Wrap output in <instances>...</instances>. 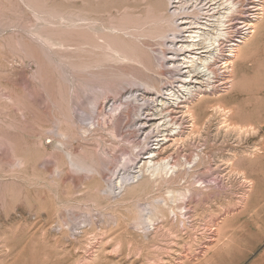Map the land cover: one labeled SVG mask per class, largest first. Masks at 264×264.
Returning <instances> with one entry per match:
<instances>
[{
  "label": "rangeland",
  "instance_id": "rangeland-1",
  "mask_svg": "<svg viewBox=\"0 0 264 264\" xmlns=\"http://www.w3.org/2000/svg\"><path fill=\"white\" fill-rule=\"evenodd\" d=\"M235 1L232 42L221 44L224 54L239 44L231 71L223 73L221 58L205 100L169 107L181 135L159 142L160 159L183 163L181 174L175 181L173 171L152 182L140 177L124 191L117 182L133 183L141 159L163 139L142 136L139 123L156 98L170 101V88L184 78L181 60L189 53L180 45L189 22L208 19L222 1L0 0V264H264V0ZM81 8L122 37L134 60L90 53L72 28ZM162 18L185 24L172 32ZM84 30L96 39L101 33ZM39 33L61 34L65 47ZM29 50L43 60L49 84ZM92 58L101 60L71 69ZM144 84L160 87L161 95ZM51 90L71 109L69 137L60 135L62 114ZM125 108L114 138L111 118ZM71 146L102 154V177L75 169ZM58 162L67 170L64 181L47 170ZM170 190L186 196L173 202Z\"/></svg>",
  "mask_w": 264,
  "mask_h": 264
},
{
  "label": "bare ground",
  "instance_id": "bare-ground-1",
  "mask_svg": "<svg viewBox=\"0 0 264 264\" xmlns=\"http://www.w3.org/2000/svg\"><path fill=\"white\" fill-rule=\"evenodd\" d=\"M220 1H222V3L217 8L213 9V11L215 13H213V15L209 14L208 19H206V17H204L203 19L198 18L197 20H193V21L189 22V24H188L189 30H187L189 35H187L185 37V39H187V40H185L186 44L181 43V45H180L181 51H185V52L189 53L188 55H185L181 60V62H182L181 68L182 69H180V70H182V71L184 70L183 71V73H184L183 77L184 78L183 79L181 78L182 80H180V85H179V87H177V89H175L173 87L170 88V91L167 94L170 101H167L168 99H166L164 97L161 98V100H159V99L157 100V98H156L153 101V103L155 104V107H154L155 109H153L154 111L152 112V114H150L149 112L146 114L143 113V116L145 117V119L144 120L140 119V123H139L142 127V129H139L140 130L139 132L142 134V136L145 135L146 137H149L150 133L152 135L156 133V135H154V136L158 137V135H159V137H162L163 139L161 141H158L155 148L149 149V151H147L148 156L146 158L141 159L140 162H143V163L139 166L138 170L134 173V176L132 177L133 183L126 185V181L125 180L122 181V179H121L116 184V185H119V189H124V191H125L128 188H133L135 185L139 184L140 177H141V181L146 180L148 182H152L155 179H157V177L162 178L163 175H167V174H169V172L172 173V171H173V173L175 175L170 176L169 180L175 181V179H178V177H177L178 174L179 175L181 174L180 173L181 167H180V170L178 169V167L183 165V163L173 164L170 160L164 161L162 158L160 159V151H161L163 145H165V144L160 145L159 142L166 140L167 141L166 143H169L171 141V139H170L171 137L175 138V137H178L181 135V124L177 121V119L172 117L171 111H169V107H172L173 104L178 103V102H181L182 104H189L195 98H199V100L201 98H204L202 100H205L207 98V95H208L207 89L211 88V91L215 90V83H216V80L218 78V75H217L218 70L215 68V65L219 63L221 58H223V64H222L223 65V67H222L223 73H225V72L228 73L231 71V67L234 63V59L237 57L236 54H238L237 48L239 47V44L230 45L229 49L227 50L228 54H224L222 52L221 44L225 40H226V42L227 41L232 42V39H231L232 37H230V35H231L230 21H231L232 16L238 12L240 6L238 5V3L235 0H220ZM219 7H221V8H219ZM175 11H176V9H175ZM204 12H207V11L204 10ZM87 13H88L87 9L84 10L83 8H81L79 10V13L77 14V18L75 20L76 23L75 22L73 23L74 25L72 28L76 27L75 30H78V32H75L77 34L76 36L83 37V39H85L84 44L89 45L91 47L90 49H88V51L90 53L92 52V54L93 53L96 55L99 54L101 56V58H103L102 56L105 55L106 52L108 53V51H110V54L113 53V55L120 57L122 59H125L128 61L134 60L135 54L134 55L131 54L129 56L125 55L127 45H125V42L122 41V37H120L118 35H113L110 32H107L106 30H108L109 27H105V26H101V25L97 24L96 20H94ZM216 14H218V16H216ZM72 17L74 18V14L72 15ZM51 19H52V17H51ZM162 20H163V22L168 24V26H169V28H171L172 32L178 31L177 28H179V26H181L182 24H185V22H184L178 26L172 20L170 21L168 19L166 20V19L162 18L160 21H162ZM204 20H206L205 23L202 22ZM252 21L253 20H249L245 24V27H247L248 31L255 29V24ZM66 24H68V23H66ZM152 24H154V23H152ZM194 25H196L197 27H193ZM87 27L88 28H95V29L98 28L99 30H101L100 31L101 33H98L99 35H97L98 39L91 37L90 36L91 34L88 35L89 34L88 32L86 33V30H84V28H87ZM151 32L152 31H150V33ZM80 33H81V35H80ZM112 33H114V32H112ZM39 35H40V38L45 39L48 42L55 44V47H59V48L65 47V42H64L63 38L61 37V34L56 35L54 33H46V34H43V33L40 34L39 33ZM161 36H162V38H166L167 37L166 31H164ZM224 38H225V40H223ZM200 49L204 50V51H200ZM139 54H141V53H139ZM203 54H205V55H203ZM208 54H209V56H206ZM28 55H31L39 65L40 80H42V82H44L45 84H49L50 81H49L47 73H45L43 70L44 69V62L41 59V57L39 55H36V53L34 51H31V50L28 51ZM99 55H97V56H99ZM100 60H101L100 58L99 59L92 58V59H89L87 62H83V64H79L77 62L70 63V66L74 72L75 71L82 72L85 69L92 68L95 65V63L100 61ZM173 63H175V61H173ZM37 72H39V71H37ZM144 87L157 91L158 96L161 92L160 87H155V86H152L149 84H144ZM53 90L50 91L49 97H51V101L60 108V111L62 114V115H60V117L58 116L56 119L57 123L59 125L62 124L60 135L69 137L70 133L66 132L65 127H67L68 123L71 125V121L73 120L71 118V114H70L71 109L70 108L68 109L67 108L68 104L64 103L67 101L58 100V98L56 96V92ZM211 91H209V92L211 93ZM178 105H179V103H178ZM185 108L187 109L185 111V114H187L192 119V121L194 122L195 121V118H194L195 113L191 110L190 106L186 105ZM126 110H127L126 108L122 109L121 113H118V114L116 113L111 118L112 123H111L110 129H112V136L114 138L118 136V130H119L118 129V118H119V115L122 114L123 112H125ZM26 111H27V109H26ZM146 111L147 110H145V112ZM23 117H25V114ZM152 117L153 118L156 117V119H154L155 122H151ZM93 123L91 122L92 125H94ZM106 123H107V120L104 119V121L102 122V125L106 126ZM100 125L101 124H98L99 127H100ZM146 129H150V131L147 130V132H146ZM65 142H68V141L62 140L61 144L64 145ZM98 147H100V146H98ZM68 156H70L72 166H74L75 169L83 170V171L88 170V172H89L88 174H90L91 178L102 177L103 172H102V169L100 166V163L102 162V157H101L102 154H100L97 150H95V149L89 150V149L83 148L82 153H79V152L77 153L75 151V149H73L71 146L68 150ZM74 156H79L80 159L82 158L83 159L82 163H77V161H74L75 160ZM103 159H105V158H103ZM199 159H201V158L199 157ZM17 163H18V165H21L23 163V160L21 158H18ZM184 164L188 166L189 162L188 163L186 162ZM184 168H186V167H184ZM47 170H48V173L50 175H55L58 177V179L60 178L63 181L66 180L67 178H69L68 174L66 173L67 170L64 169L63 166L59 162L54 165L53 169L48 168ZM167 176H165V177H167ZM130 181H131V179H130ZM167 182H168V179H166L165 183H167ZM187 192L189 193L188 190H187ZM185 196H186V193L178 191V190L168 191V198L170 200H172L173 202L176 200H179V198L181 199V197L184 198ZM167 201L163 205L168 207L169 205H167V203H168ZM148 215H149V213H148ZM149 217H150V215H149ZM153 218H154V215H153ZM151 219L152 218H149L148 220H151Z\"/></svg>",
  "mask_w": 264,
  "mask_h": 264
}]
</instances>
